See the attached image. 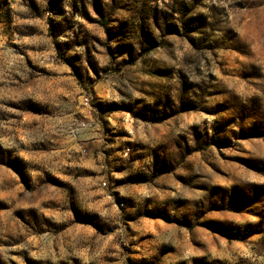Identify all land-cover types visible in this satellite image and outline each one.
Instances as JSON below:
<instances>
[{"label": "rangeland", "instance_id": "rangeland-1", "mask_svg": "<svg viewBox=\"0 0 264 264\" xmlns=\"http://www.w3.org/2000/svg\"><path fill=\"white\" fill-rule=\"evenodd\" d=\"M0 264H264V0H0Z\"/></svg>", "mask_w": 264, "mask_h": 264}, {"label": "built area", "instance_id": "built-area-1", "mask_svg": "<svg viewBox=\"0 0 264 264\" xmlns=\"http://www.w3.org/2000/svg\"><path fill=\"white\" fill-rule=\"evenodd\" d=\"M89 100V98L88 97H86V101H88Z\"/></svg>", "mask_w": 264, "mask_h": 264}]
</instances>
